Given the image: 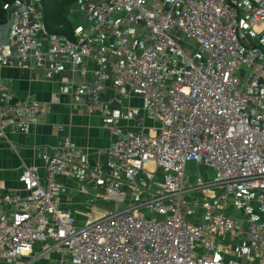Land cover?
Masks as SVG:
<instances>
[{
	"label": "built area",
	"instance_id": "2783aa9c",
	"mask_svg": "<svg viewBox=\"0 0 264 264\" xmlns=\"http://www.w3.org/2000/svg\"><path fill=\"white\" fill-rule=\"evenodd\" d=\"M246 2L249 7L252 0ZM82 13L94 26L69 40L45 32L38 1L16 0L7 11L10 37L0 41V91L5 89L1 70L17 60L44 64L50 55L72 74L83 73L87 59L95 60L98 67L90 84L77 86L74 94L86 101L89 111H100L107 72L115 92L126 84L142 92L147 109L157 112L160 128L118 140L113 153L132 194L138 191L137 175L147 173L148 163L160 170L162 185L153 182L154 173H147L159 190L130 207L78 225L59 208L55 178L87 168L80 164L81 152L64 138L43 179L33 167L23 169L18 183L24 196L11 190L0 193V214L3 208L13 209L9 222L0 220V264H27L37 242L47 243L43 253L57 254L56 264H241L215 261L209 255L213 249L222 252L211 237L233 232L257 253L256 264H264V43L243 48L237 3L87 0ZM248 26L255 34L264 29V0H257L250 10ZM174 31L195 42L203 62L185 56L171 36ZM141 38L147 44L137 51ZM113 43L129 59L126 63L111 60ZM167 53L182 60L179 69L160 67V60L169 61ZM18 113L36 121L46 108L28 99L0 105V140L9 143L6 129ZM189 164L214 174L211 181L198 180L193 188H221L225 196L253 193L262 219L248 220L243 227L221 213H207L202 223L185 219L181 196ZM90 174L94 180L101 177ZM105 192L117 202L124 197L113 187Z\"/></svg>",
	"mask_w": 264,
	"mask_h": 264
},
{
	"label": "crops",
	"instance_id": "0c3cea01",
	"mask_svg": "<svg viewBox=\"0 0 264 264\" xmlns=\"http://www.w3.org/2000/svg\"><path fill=\"white\" fill-rule=\"evenodd\" d=\"M86 1L80 0L69 12L74 37L75 33L89 31L94 26V22L85 18L82 13ZM229 1L237 3L239 8V37L243 48L264 43V29L260 28L262 32L255 34L248 26L250 10L257 0H252L249 7L246 0ZM6 25L7 21L4 25H0V41L10 37ZM132 31L135 32V29ZM146 44L143 38L139 39L137 51ZM42 47L44 51L48 50L45 42ZM194 47L201 53L196 44ZM109 48L113 62L124 64L129 60L119 51L116 44H111ZM198 58V63L204 61L202 53ZM97 67L95 60L87 59L84 72L78 71L72 74L65 64L55 61L49 55L44 64L17 60L12 66L1 70V80L5 86V89L0 91L1 106L14 100H35L46 108V113L36 121L24 119L19 113L16 118L9 119L6 137L13 148L7 141L0 140V193L11 190L24 196L26 192L18 183V177L23 169L33 167L43 179L49 159L59 154L60 141L68 138L72 146L81 152L80 164H84L87 170L78 167L69 175L57 176L56 200L59 208L70 213L78 225L100 219L108 212L130 207L146 199L151 192L150 185L147 184L150 179L147 173H154V179L156 175L162 179L160 170L152 163H148L145 166L147 173L139 172L137 175L135 183L138 191L136 194L131 193L126 175L117 167V159L113 153L114 144L120 139L130 138L140 132L149 134L157 132L160 128L158 114L147 109L146 100L136 86L126 84L115 92L112 88L110 72H107L109 79L100 94V111H89L86 101L79 99L74 94V89L77 86L85 87L90 84L92 72ZM160 67L167 69L164 64ZM188 168L193 171L199 170L197 178H194L195 183L198 180L203 183L209 182L206 179L208 168L194 164L188 165ZM90 171L99 173L101 177L94 180ZM194 182L193 178H188L187 184L184 185H186L185 193H193L187 198L188 202L192 201L190 203L195 204L197 209L196 213H183L182 209L185 219L202 223L207 220V213H221L235 220L240 227H243L248 220L262 219V213L254 204L253 193L241 194L242 199L235 202V206H231L221 188L202 191L193 188ZM192 183L194 185H191ZM108 187L116 188L119 193L124 194L121 202L107 196L105 189ZM209 203L211 204L208 205ZM203 207H206V213ZM198 212L202 218L201 215H196ZM12 214L13 209L3 208L0 220L9 222ZM210 240L215 248L219 247L222 250L221 253H217L215 249L209 251L210 257L215 261L234 260L241 264L257 262V253L253 251V254L252 250L248 249L243 236L237 232L211 237ZM46 247L48 246L45 242L35 243L33 257L27 261V264H56L57 254L43 253ZM242 247L250 251L247 258L233 252V249ZM197 252L198 254L202 252L200 247ZM40 254L42 255L39 257Z\"/></svg>",
	"mask_w": 264,
	"mask_h": 264
},
{
	"label": "rangeland",
	"instance_id": "374dc122",
	"mask_svg": "<svg viewBox=\"0 0 264 264\" xmlns=\"http://www.w3.org/2000/svg\"><path fill=\"white\" fill-rule=\"evenodd\" d=\"M36 2H37V0H36ZM171 36H172V38L174 40H177L178 39V41H177L178 42V45L182 48L185 56L188 57V58H190V59H192L194 62L198 63V61H199L198 60L199 59L198 57L201 56V53L198 51V49L196 47H194V44H195L194 41L192 39H190L187 35L182 34L181 32H178V31H174L171 34ZM166 58L169 61L166 62V63H163L160 60L159 61L160 66H161V64H164V66L167 67V68H177V69H179L181 67V65L183 64L182 60H179V59H177V58L169 55L168 53L166 54ZM198 171L199 170L193 171L192 169H189L188 168L186 170V177H185L184 183L187 184L188 178H190V179L193 178V182H194V178L195 177L197 178V176H198V174H197ZM199 175H200V173H199ZM213 177H214V174H213L212 170H207V177H206V179L209 180V181H211L213 179ZM153 182L157 183L158 185H162V179L159 176H157V175L155 176V179L153 180ZM194 183H192L191 185H194ZM147 184L150 185V190L152 192L160 189L159 187H155V185H152V181L150 182V179H148ZM145 185H146V183H145ZM148 185H146V186H148ZM184 186H186V185H184ZM191 194H193V193H184L181 196L183 213H185V212L186 213H190V212L191 213H196V209L197 208H196L195 204H191L190 202H192V201H189L188 202V199H187L188 197H191ZM224 195H225V193H224ZM226 199L228 200L229 205L235 206V202H237V201L239 202L240 199H242V196L241 195L240 196H227ZM213 203L215 204V202H213ZM213 203H212V205H213ZM210 204L211 203H209L208 205H210ZM222 204H223V202H222ZM198 207H201V206H198ZM203 208H204V213H206V207H203ZM203 208H202V210H203ZM196 215H199V212ZM201 218H202V215H201ZM248 251L249 250L246 249L245 247H242L240 249H237V248L233 249V252L235 254L240 255L242 257H245V258H247ZM252 253L254 254L253 251H252Z\"/></svg>",
	"mask_w": 264,
	"mask_h": 264
},
{
	"label": "trees",
	"instance_id": "16d2710c",
	"mask_svg": "<svg viewBox=\"0 0 264 264\" xmlns=\"http://www.w3.org/2000/svg\"><path fill=\"white\" fill-rule=\"evenodd\" d=\"M16 0H0V25L7 21V11ZM80 0H39L43 12V27L50 36L73 40L74 32L69 12Z\"/></svg>",
	"mask_w": 264,
	"mask_h": 264
}]
</instances>
